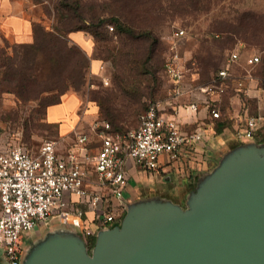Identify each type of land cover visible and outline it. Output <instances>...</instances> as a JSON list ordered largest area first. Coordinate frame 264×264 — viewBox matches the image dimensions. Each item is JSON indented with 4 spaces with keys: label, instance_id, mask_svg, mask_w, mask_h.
<instances>
[{
    "label": "rangeland",
    "instance_id": "rangeland-1",
    "mask_svg": "<svg viewBox=\"0 0 264 264\" xmlns=\"http://www.w3.org/2000/svg\"><path fill=\"white\" fill-rule=\"evenodd\" d=\"M32 1L37 23L64 37L39 52L0 35V131L34 155L43 142L59 138L57 127L47 124V107L64 93L77 95L82 111L96 109V118L110 121L118 133L135 130L148 103L171 90L163 63L173 43L182 55L198 59L204 83L233 53L240 55L245 72L258 71L264 78V0ZM114 19L133 33L120 32ZM77 29H89L80 31L86 44L72 40ZM178 30L187 36L177 39ZM252 55L261 58L256 69L245 66ZM15 73L22 74L20 88L10 84ZM197 184L176 182L165 190L155 183L144 185L141 194L145 199L168 195L186 207ZM56 228H63L59 218L28 233L27 244L43 242Z\"/></svg>",
    "mask_w": 264,
    "mask_h": 264
},
{
    "label": "built area",
    "instance_id": "built-area-1",
    "mask_svg": "<svg viewBox=\"0 0 264 264\" xmlns=\"http://www.w3.org/2000/svg\"><path fill=\"white\" fill-rule=\"evenodd\" d=\"M184 36V30L175 33L177 39ZM239 60L240 55L233 53L211 81L193 84L191 90L219 99L233 87L244 95L245 79L236 81L231 73ZM259 61V56L252 55L246 62L249 68H254ZM197 66L196 60L182 55L178 44L173 43L165 68L177 86L168 99L150 104L137 128L125 134L113 133L110 123L97 120L89 128L74 130L73 142L66 153L58 151L57 140H49L34 155L0 131V261L23 264L25 236L53 218L78 227L83 238L119 225L126 209L128 161H134L143 171L156 173L162 155L177 160L186 149L196 150L204 139V128L184 129L179 120L183 106L175 103L166 109L164 103L187 93L185 81ZM261 86L264 88V83ZM188 108L198 111L193 103ZM167 110L172 117L165 115ZM209 112L213 118L220 117L215 107ZM255 131L256 123L251 119L238 136L252 140ZM88 209L93 212L91 221Z\"/></svg>",
    "mask_w": 264,
    "mask_h": 264
},
{
    "label": "water",
    "instance_id": "water-1",
    "mask_svg": "<svg viewBox=\"0 0 264 264\" xmlns=\"http://www.w3.org/2000/svg\"><path fill=\"white\" fill-rule=\"evenodd\" d=\"M62 225L26 242L23 264H264V144L228 152L186 207L161 197L126 204L91 253L78 227Z\"/></svg>",
    "mask_w": 264,
    "mask_h": 264
},
{
    "label": "crops",
    "instance_id": "crops-1",
    "mask_svg": "<svg viewBox=\"0 0 264 264\" xmlns=\"http://www.w3.org/2000/svg\"><path fill=\"white\" fill-rule=\"evenodd\" d=\"M37 5L32 0H0V35L16 44H31L34 41V25L37 20L33 13ZM72 40L78 44H86V37L82 32L71 34ZM89 49V46H85ZM85 48V49H86ZM191 58L190 54H186ZM239 61L231 70L233 78H244V95L230 88L228 95L215 99L202 93L191 90L193 84L185 81V95L170 99L164 103L166 109L179 103L183 106L179 120L186 130H195L202 126L204 128V139L201 145L194 149H186L179 159L172 160L168 155L159 158V169L156 173L143 171L134 161L127 163L129 172V186L124 194L125 204L130 205L143 200L141 189L144 185L160 184L162 189L167 190L166 185L174 184L189 187L193 182L212 171L222 158L230 151L238 148L243 143L264 144V88L259 80L246 70ZM245 66L248 68L247 63ZM196 104L198 111L189 107ZM215 107L223 111V121L212 118L209 110ZM80 100L75 94L63 97L62 103L53 106L47 111V123L58 126L59 138L57 147L60 153H66L73 142L74 130H81L97 121L96 109L88 107L86 114L79 113ZM167 117H172L171 111H166ZM254 119L256 123L255 137L252 140H242L238 133L248 127L249 120ZM163 199L173 200L168 196ZM176 203V202H174ZM1 210V205H0ZM126 209L122 212L123 217ZM89 221L93 218V212L88 209ZM93 228V224L88 222ZM97 234V233H96ZM96 236V235H95Z\"/></svg>",
    "mask_w": 264,
    "mask_h": 264
},
{
    "label": "trees",
    "instance_id": "trees-1",
    "mask_svg": "<svg viewBox=\"0 0 264 264\" xmlns=\"http://www.w3.org/2000/svg\"><path fill=\"white\" fill-rule=\"evenodd\" d=\"M115 25H116V27L118 28V30L120 31V32H130V33H133V30L131 29H129V28H125V26L123 25V23L120 21V20H118V19H114L113 21H112ZM80 31H85V32H88L89 31V29H77L76 31H74V32H72V33H75V32H80ZM186 32V31H185ZM71 33V32H70ZM186 36H187V33H186ZM64 37V35H63V33L61 32V30H58L57 29V31H55V32H46L44 29H43V27L40 25V23H35V25H34V41H33V43H31V44H15V45H18V46H24V47H29L30 49H33V50H35V51H39V52H41V50L39 49V47L40 46H43V47H47L49 44H54L55 42H56V40H60V39H62ZM5 40H7L6 38H4ZM8 41V40H7ZM169 51V50H168ZM168 51H167V53H166V55H165V59H164V63H163V73H164V76L170 81V83H171V90L169 91V93H167V95H166V97L163 99V100H160V101H165L166 99H168L169 98V96L173 93V91H174V89H175V87L177 86V84L167 75V72H166V68H165V62H166V56H167V54H168ZM191 58H193L194 60H196L197 61V63H198V66H197V68L196 69H194L191 73H189L188 74V78L189 77H191L190 78V80H189V83H192V84H194V85H200V84H206V83H204L203 81H202V74H201V68H200V65H199V61H198V59L197 58H195V57H191ZM259 59H260V61H259V63L256 65V66H254V68L253 69H256L260 64H261V58L259 57ZM226 65V64H225ZM225 67V66H224ZM223 67V68H224ZM8 68V67H7ZM11 70V69H10ZM32 70L33 69H29V71H31L32 72ZM18 73H21V71L19 72V71H17ZM216 74V72L215 73H213V75H212V77H211V80L213 79V77H214V75ZM254 76L256 77V78H258L259 79V81H260V84H263L264 83V78H262V77H259L257 74H258V71L256 72V71H254ZM12 80H13V83L11 82L10 84L12 85V86H14V87H17V88H20L22 85H23V79H22V74H20V76H16V73L15 74H13V78H11ZM210 80V81H211ZM188 83V82H187ZM229 90H231V89H228V92L223 96V97H225L226 95H228V93H229ZM65 95H67V94H62L61 95V97L59 98V100H57V101H55L54 103H51L50 105H48V107H47V111H48V109L49 108H51V107H53V106H56V105H59V104H61L62 103V100H63V97L65 96ZM222 97V98H223ZM157 100H154V101H150L149 103H148V105H147V107H146V109H145V111H143L142 112V114L141 115H143L145 112H146V110L148 109V107H149V105L150 104H152V103H154V102H156ZM80 111H79V113L80 114H82L83 113V109H79ZM222 113H223V111H220V117L219 118H213V119H215V120H217V121H223V119H222ZM141 115H140V117H141ZM140 117H139V120H140ZM99 121H105V120H100V119H98ZM106 122H108V121H106ZM108 123H110V125L112 126V130H111V132H113V133H118L117 132V130H115L114 129V127H113V125H112V123L109 121ZM48 124V123H47ZM49 126H55V127H57V131H58V126L57 125H53V124H48ZM59 134V133H58ZM26 149L29 151V152H31L27 147H26ZM124 218V217H123ZM123 220V219H122ZM121 224V223H120ZM119 224V225H120ZM116 226V225H115ZM115 226H113V227H115ZM112 227V228H113ZM86 239V241H87V244H88V247H89V252L91 253V251H92V249L94 248V246H95V243H96V236L94 235V236H91V237H86L85 238Z\"/></svg>",
    "mask_w": 264,
    "mask_h": 264
}]
</instances>
